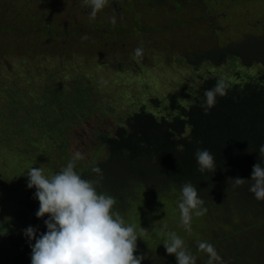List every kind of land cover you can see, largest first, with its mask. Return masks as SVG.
I'll return each mask as SVG.
<instances>
[{
	"label": "trees",
	"instance_id": "trees-1",
	"mask_svg": "<svg viewBox=\"0 0 264 264\" xmlns=\"http://www.w3.org/2000/svg\"><path fill=\"white\" fill-rule=\"evenodd\" d=\"M114 1L109 0L106 6L109 11H102V17L96 19L98 23L87 20L90 22L87 33L94 37L89 41L91 46L85 48L83 56L71 52L67 59L68 64L73 60L79 63L85 60L95 62L96 59L90 57V53L98 51L100 58L102 46L105 47L104 50H109L105 53H115V49L122 46L121 34H135L132 28L135 20L141 24V33L138 36L158 47L159 51L163 43L156 44V41L150 39L155 29L144 21L153 20L165 10L167 13L174 12L176 17L175 21L169 20L167 23L170 26H180V14L194 6L197 9L193 10L202 11L203 17H193L192 21L205 22L206 29L214 32L207 38V45L202 44L193 50V64L199 65L200 62L207 61L224 65L230 60L244 68V73L235 75L236 79L225 72L221 77L212 75L202 78L197 95L188 104L179 103L173 106L174 114L171 115V111L161 112V101L152 95L149 101L143 99L145 96L139 97L134 103L135 109L131 110L124 109L119 104H107L105 100L107 93L112 92L111 87L105 85L103 91L101 86H93L91 82L95 77L106 76L105 80L111 82L115 76L112 68L94 69L92 65L89 70L84 71L88 76L86 79L68 75L60 69L47 68L35 81L40 84L50 83L51 88L43 89L42 92L44 94L46 91L45 99L44 96L36 99L27 93H21L17 86L9 94L10 103L15 106L12 107V112L17 115L12 129L15 142L0 150L6 149L16 154L20 146L23 148L13 166L8 167L7 175L15 180L27 181V171L42 164L38 159L43 162L52 156L47 160L51 167L45 172L51 175L65 166L73 154L79 151L84 158L76 162V171L84 179L98 180L97 191L113 196L116 200L114 209L132 225L137 219L145 218L143 214L150 213L154 207L158 208L160 202L173 200V194L181 195V186L191 182L204 200L207 213H210L206 221L210 225L211 236L206 235L201 241L213 244L219 255L225 247L228 257L220 255L224 264H248L250 253L257 255L255 259L264 260V225L254 232L246 233L254 224L249 218L264 221V201L254 198L248 191L247 183L236 189L232 188L231 182L228 183L229 178L251 179L253 166L259 162V146L264 144V16L253 14L259 6L256 5L258 0H251L249 4L243 0H173L179 5L176 11L171 5H164L156 0H126L133 11L128 17L123 14V27H119L118 31L113 29L115 24L111 23L108 16V12L116 15L117 11L113 10ZM249 5L256 8L251 10ZM71 6L75 10L81 7L78 3ZM261 10L264 13V9ZM41 17L43 16L38 12L27 8L21 17L23 26L19 29L30 33L39 30L42 33L41 40L47 45L69 37L64 33L66 22L51 24L44 19L41 21ZM220 18L227 23L225 36L222 35L223 27L215 26ZM8 24L10 27L5 33L17 32V27L13 29L12 24ZM84 31V28L78 30L81 37L84 36ZM96 36L101 39H96ZM70 39L71 37L65 41ZM22 40L26 50L21 51L16 45L12 52L10 49H2L1 53H25L28 57L34 56L41 41L36 36L26 34H23ZM102 40L104 42H98ZM83 41L84 39H72L73 44L80 45L77 46L80 49ZM93 44L97 45L92 46ZM58 47L56 50L71 51V47L66 49L59 44ZM138 58H143V54ZM67 78H70L71 83ZM221 79L228 84L227 95L217 97L215 106L205 114L201 108L204 92ZM59 84L68 85L59 88ZM118 101L125 100L118 98ZM146 102H150L149 108L158 107L147 109L144 107ZM98 105L102 108L99 109ZM89 123L96 125L91 138L84 135L85 131L82 130ZM54 136L60 142L59 145L53 141ZM198 149H207L212 153L217 168L215 172L199 171L195 159ZM260 162L264 165V159ZM93 167L102 170V178L91 171ZM5 172L0 167V264H31V248L23 230L28 226L38 228L41 233L47 229L43 220L35 215L39 208V202L34 199L35 189H28L21 201H8L19 189L15 188V182H3L7 176ZM136 197L133 203L139 197L144 200L137 202L136 211L130 214L131 204L128 201ZM12 204V208L8 209ZM207 213L201 218H205ZM236 219L238 222H235ZM221 225L231 229L230 235L218 230ZM235 234H241L240 241L236 240ZM146 249L147 246L143 243L141 249L134 253L145 257L142 264H165L163 258L154 261L146 253ZM201 253V264H207V254L202 251ZM167 261L168 264H177L175 257ZM251 262L258 264L254 260Z\"/></svg>",
	"mask_w": 264,
	"mask_h": 264
},
{
	"label": "rangeland",
	"instance_id": "rangeland-1",
	"mask_svg": "<svg viewBox=\"0 0 264 264\" xmlns=\"http://www.w3.org/2000/svg\"><path fill=\"white\" fill-rule=\"evenodd\" d=\"M28 1L29 0H0V131H3L0 134L1 150L3 146L7 145V147H9L15 142V138L12 135V129L13 124L16 121L15 116L17 115L12 112V107L15 106L11 105V97L9 94L15 89L14 86H17L18 89L21 90V93H27V95H31L32 98L36 99L39 98V96H44L45 99L47 97L46 91L44 94L42 92L50 87V83L40 84L35 81L36 77L40 73L47 71V68H52L53 70L60 69L64 73L71 76H78L80 79L82 77L85 79L88 77L85 75L84 71L89 70L92 65H94V69L95 67H100L102 70L105 68H112L115 76L111 82H107L105 80L107 76L104 78L95 77L91 82V85L93 86H101L103 91H105V85L111 87L112 92L110 94L107 93V99L105 100L108 102L107 104H119L122 105L124 109L131 110V108L135 109L134 103L139 97L145 96L143 99L149 101L148 99L152 95L156 97L159 102L161 101V104H159L161 112L165 111L166 113L167 111H171V115L174 114V112H172L173 106H176L179 103L188 104L189 101L197 95V90L201 85L202 78L212 75L221 77L225 72L229 73L233 79H236L235 75L244 73L245 71L244 68L233 64L230 60L224 65H216L213 62L207 61L203 63L200 62L199 65L193 64L192 58L195 56L193 50L197 49L198 46L202 44L207 45V38H209V35L211 36L214 32H210L206 29L205 22L201 23L200 20L197 22L192 21L194 16L203 17L202 11L198 12L197 10H193L197 9L194 6L190 7L192 9L189 8V10L183 11L179 16V19L177 18L181 24L180 26H170V23H167L169 20L175 21L176 17L174 12L170 11L167 13L165 10L159 14L154 12L157 15L153 20L149 19L148 21H144L145 23H149L153 29H155L152 32L150 39L154 42L156 41V44L163 43L159 51L158 47L151 45L147 40L138 36V34L141 33V24H139L140 21L135 20V23L132 26L135 34H121L120 36L122 39L120 44L122 46H118L115 49V53H102L109 52L107 49L104 50L105 47H103L102 44V55L100 58L98 56V51L97 53H90V57L96 59L95 62L85 60L79 63L76 62V60H73L71 64H68L67 59L70 57L71 52L82 55L86 46H91L87 44L93 37H91L90 33H87L90 29L88 27L90 25L89 21H91V23H95L102 17V11L105 13L109 10L105 7L104 10L97 14V17L94 20H90L88 14H86L90 11V8L81 4V0H73L78 3V5H81V7L76 10L75 8L67 10L59 9L62 3L66 0H51L59 6L58 8L53 9H48L50 0H34L35 2L31 5L33 8L32 10L45 17V22L49 21L51 24H56L58 22L65 24L66 22V27H64V33L66 35H70L73 31L84 28V36H87L88 38L86 40L84 39L82 49H80L77 47L80 45L73 44L72 38L70 41H65L68 40L69 37L62 38L59 42L55 41L53 44L47 45L45 41L41 40L40 35L42 33L39 32V30H37V32L34 31L35 33H30L19 29V27L23 26L21 17L27 10L25 6ZM243 1L249 4L251 0ZM161 2L163 4L165 3V1ZM166 3H170L169 5L172 7H179V5L173 0H166ZM256 5L259 6L256 8L254 5H249L251 10H253L254 7L256 8L253 14H261L264 16L263 11L261 10L264 9V0H258ZM113 10L117 11L118 14L116 12V15L114 14L115 16H113V13L108 12V16L110 17V20L112 17L116 18L115 27H113V29L118 31L119 27H123V14L128 17L130 16V12L133 10H131L129 2H126V0H115ZM43 17L40 18L41 21H43ZM187 20H189V22H186ZM8 23L12 24L13 29H16L17 27V32L9 31L8 33H5V31L8 30L7 28L10 27ZM13 23L15 25H13ZM226 24L227 23L220 18L218 25H215L218 28L223 27V36H225ZM190 25L192 27H190ZM92 28L93 27H91V31ZM216 32L217 31H215V33ZM23 34L36 36L37 39L41 41V44L34 56L28 57L25 53H1L2 49H10L12 52L16 45L19 50H26V45L22 43ZM103 34H106V32L103 31ZM95 38L101 39L97 36ZM18 40L19 43H17ZM98 42L104 41L102 40ZM58 44L66 49L71 47V51L63 52L61 50H56L59 48ZM95 45L97 44H93L92 46ZM137 48L142 49L143 58H138V56L135 55V50ZM40 53L46 54L41 55ZM132 56L136 59H133ZM67 79L70 81L69 83H71L70 78ZM89 81L90 79L88 80V83ZM68 84H59L58 86L59 88H65ZM118 98L124 99L125 101L119 102ZM146 103L147 104L144 107H147V109L158 107L151 106V108H149L150 102ZM101 104L104 105V103ZM97 107L99 109L102 108L100 105ZM137 108L138 105L136 106V109ZM17 114L20 113L18 112ZM2 126H5V128H2ZM95 128L96 125L93 123L84 125L82 127V130L85 131L83 134H86L91 138V133ZM55 139L56 137L54 136L53 141L56 145H59L60 142H57ZM22 148L23 146H20L16 154L11 153L6 149L4 151L0 150V167L2 170L6 171L4 174L7 175L9 171L8 167L13 166V162L16 160L17 155L21 153ZM51 158L52 156L45 159L43 162L38 159V161L42 164L35 165L33 167L42 166L44 168V172H46V170L51 167L47 160ZM8 181L11 184L15 182V188L19 189L8 201L14 203L13 199L20 201L23 200L26 193H28L27 181H24L23 179L15 180V178L7 175L3 182L5 183ZM17 181H19L20 184H23V186H20ZM173 196H175L173 200L160 202L159 207L163 209L154 207L150 213L143 214L145 215V218L137 219L135 221L136 223L134 226L137 231H139L141 227L148 231L143 233L142 239H138L137 249L140 250L141 245L144 243L147 246L146 253L151 255L154 261H158L157 258H163L165 264H168L167 259L170 260L175 256L167 254L162 244L164 243L166 234L174 231L185 241L186 247L196 257L197 264H201L203 263L201 258L202 253L195 248H197V244L202 240V237H206V235L211 236V228L206 221L210 213L208 212L205 218L193 217L191 224L192 230L191 232H187L180 223V212L177 207L181 195L176 196V194H173L172 197ZM137 197L135 199H129L128 201V204H131L129 205V209L131 210L130 214L132 211H136L135 209H137V207L135 205H137V202L144 200L143 197H139V200L136 203H133ZM145 202L149 203L148 201ZM12 206L13 204L8 206V209L12 208ZM167 207L169 209H165ZM214 211L216 212V209H214ZM249 221L254 224L251 228L247 229L246 233H251L250 231L254 232L258 227L264 225L263 220L249 218ZM235 222H238V219H236ZM220 229L221 231H224L225 234L230 235L231 229L228 226L221 225L218 230ZM240 235L241 234H235L237 241H240ZM220 255L225 256L226 258L228 257L229 254L227 253L225 247L222 249V252H220ZM256 256L257 255L250 253V255H248V260L250 261H247V263L252 264L251 260H254L258 264H264V260L255 259Z\"/></svg>",
	"mask_w": 264,
	"mask_h": 264
},
{
	"label": "clouds",
	"instance_id": "clouds-1",
	"mask_svg": "<svg viewBox=\"0 0 264 264\" xmlns=\"http://www.w3.org/2000/svg\"><path fill=\"white\" fill-rule=\"evenodd\" d=\"M82 2L90 8L89 19L94 20L109 0ZM111 23H116L115 17L111 18ZM135 55L141 56L142 49L137 48ZM227 88L228 84L221 79L205 90L201 103L205 114L215 106L217 97L227 95ZM258 153L259 162L253 166L251 179L229 178L228 183L231 182L233 189L247 183L254 198L264 201V165L260 162L264 159V144L259 146ZM83 158V154L76 151L65 166L51 175H46L42 166L32 167L25 174L27 188L35 189L34 199L39 202L35 215L43 220L47 229L42 233L33 226L23 230L31 248V264H142L145 257L134 253L138 239L148 231L142 227L137 231L125 221L114 209L115 198L97 191L98 180L82 178L76 171V162ZM195 159L201 173L216 171L215 159L209 150L198 149ZM91 171L102 178L99 167ZM180 192L177 205L180 223L185 231L191 232L193 217L205 215L208 209L191 182L183 184ZM162 245L167 254L175 256L177 264H197L196 257L176 232H168ZM197 249L207 254V264H224L213 244L200 241Z\"/></svg>",
	"mask_w": 264,
	"mask_h": 264
},
{
	"label": "flooded vegetation",
	"instance_id": "flooded-vegetation-1",
	"mask_svg": "<svg viewBox=\"0 0 264 264\" xmlns=\"http://www.w3.org/2000/svg\"><path fill=\"white\" fill-rule=\"evenodd\" d=\"M156 1H158V3L159 2H161V1H165V3H164V5L165 4H170V3H166V0H156ZM33 2H35L34 0H29L28 1V3H27V5L25 6V8L27 9H33L32 8V4H33ZM73 3H76V2H74L73 0H66V1H64L63 3H62V5H61V7H59V6H57L55 3H53L51 0H50V3H49V7H48V9H53V8H55V7H59V9H64V10H67V9H72V4ZM182 4V3H181ZM189 8V7H188ZM173 9H174V11H176L177 9H178V6H174L173 7ZM107 12V11H106ZM105 12V13H106ZM86 14H88V12L86 13ZM43 19L45 20V17H43ZM194 26V25H193ZM190 27H192L191 25H190ZM69 37H71L72 39H74V40H76V41H78V39H82L81 38V36H80V34H79V32H78V30H76V31H73L70 35H69ZM88 45H90L89 43H87ZM87 47H89V46H86V48ZM98 53H100V52H98ZM102 53H105V52H102Z\"/></svg>",
	"mask_w": 264,
	"mask_h": 264
}]
</instances>
